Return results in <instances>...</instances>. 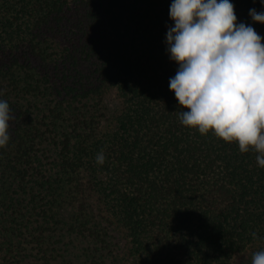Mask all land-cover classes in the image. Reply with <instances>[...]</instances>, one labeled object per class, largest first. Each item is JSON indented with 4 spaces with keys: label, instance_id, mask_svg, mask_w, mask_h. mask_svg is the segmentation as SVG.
Segmentation results:
<instances>
[{
    "label": "trees",
    "instance_id": "16d2710c",
    "mask_svg": "<svg viewBox=\"0 0 264 264\" xmlns=\"http://www.w3.org/2000/svg\"><path fill=\"white\" fill-rule=\"evenodd\" d=\"M231 2L264 37L248 15L260 0ZM171 3L0 0V99L15 117L0 264H251L264 250L257 154L180 123Z\"/></svg>",
    "mask_w": 264,
    "mask_h": 264
},
{
    "label": "clouds",
    "instance_id": "9594fccd",
    "mask_svg": "<svg viewBox=\"0 0 264 264\" xmlns=\"http://www.w3.org/2000/svg\"><path fill=\"white\" fill-rule=\"evenodd\" d=\"M248 15L264 24V10L252 8ZM169 19L174 26L166 33V52L178 65L169 91L186 109L181 125L235 142L241 153H256L264 168V37L251 24L237 23L231 0H172ZM14 118L0 99V148L10 141ZM95 160L105 163L103 150ZM251 264H264V250L253 254Z\"/></svg>",
    "mask_w": 264,
    "mask_h": 264
}]
</instances>
